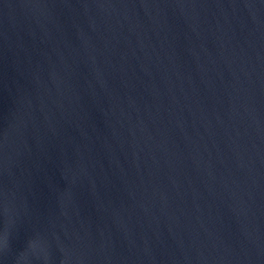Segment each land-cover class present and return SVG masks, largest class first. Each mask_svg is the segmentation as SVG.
<instances>
[{"label": "water", "instance_id": "obj_1", "mask_svg": "<svg viewBox=\"0 0 264 264\" xmlns=\"http://www.w3.org/2000/svg\"><path fill=\"white\" fill-rule=\"evenodd\" d=\"M0 206V264H264V0H0Z\"/></svg>", "mask_w": 264, "mask_h": 264}, {"label": "snow or ice", "instance_id": "obj_2", "mask_svg": "<svg viewBox=\"0 0 264 264\" xmlns=\"http://www.w3.org/2000/svg\"><path fill=\"white\" fill-rule=\"evenodd\" d=\"M0 212H2V206H0ZM32 245L35 244V239H31ZM9 246V226H5L0 223V255L4 254Z\"/></svg>", "mask_w": 264, "mask_h": 264}]
</instances>
